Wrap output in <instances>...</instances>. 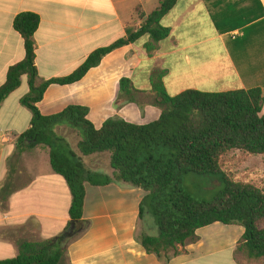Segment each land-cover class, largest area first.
Returning a JSON list of instances; mask_svg holds the SVG:
<instances>
[{
    "label": "crops",
    "instance_id": "obj_1",
    "mask_svg": "<svg viewBox=\"0 0 264 264\" xmlns=\"http://www.w3.org/2000/svg\"><path fill=\"white\" fill-rule=\"evenodd\" d=\"M161 1L0 0V87L9 67L25 56L22 36L13 26L17 14L29 11L41 17L35 33L36 65L40 78L49 80L74 72L94 50L123 37L129 25L140 26L143 19L137 9L148 15ZM162 24L171 28V34L153 56L144 48L149 36L113 51L80 81L50 85L38 103L42 114L82 105L88 107V118L97 128L112 117L149 124L161 115L151 92L150 77L156 68L168 71L164 85L172 96L188 89L225 92L255 87L264 94V25H260L264 0H178ZM123 77L141 91L136 99L143 108L138 102L117 103ZM25 82L27 76L0 108V192L7 181L15 188L0 200V260L16 257L23 241L58 235L70 220L72 194L65 178L53 170L48 151L36 147L13 161L15 141L32 121V112L20 102L30 90ZM58 131L67 139V131L76 133L67 127ZM96 158L110 162L109 153H96L87 160ZM111 172L112 176V167ZM146 194L125 183H86L84 218L90 227L70 244L69 263L241 264L237 246L245 228L220 222L198 229V240L180 245L168 262L148 253L137 237L158 230L149 216L140 220Z\"/></svg>",
    "mask_w": 264,
    "mask_h": 264
},
{
    "label": "trees",
    "instance_id": "obj_2",
    "mask_svg": "<svg viewBox=\"0 0 264 264\" xmlns=\"http://www.w3.org/2000/svg\"><path fill=\"white\" fill-rule=\"evenodd\" d=\"M177 2L162 0L148 15L137 9L138 17L143 19L140 26L129 25L123 37L94 50L74 72L49 80L40 78L36 65L35 33L40 15L26 11L15 16L13 26L22 36L25 56L7 71V79L0 87V108L27 76L30 90L20 102L32 112V121L31 127L15 141L13 161L36 147L46 149L53 170L69 185L72 202L70 220L61 233L46 240L23 241L19 254L0 260V264H70V244L90 227V221L84 218L86 183L112 182L147 192L139 217L145 222L147 216H154L158 232H143L137 238L148 253L168 262L179 253L180 245L198 240V229L220 222L245 228L237 251L248 263L264 259V191L253 183L228 177L220 161L233 149L264 155V94L260 87L225 92L188 89L172 96L164 85L168 71L156 68L150 77L151 92L161 115L149 124L112 117L97 128L88 118L86 106L69 105L52 115L42 114L38 107L50 85L80 81L108 54L144 36L150 38L144 48L153 56L159 43L171 34L162 19ZM140 93L130 78L123 77L117 103L138 102L143 108L136 99ZM58 127L77 133V150ZM96 153L110 154L112 176L90 170L84 164L85 156ZM188 173L219 176L225 187L211 201L195 199L184 188L183 179ZM12 185V181H7L1 188V200L7 199Z\"/></svg>",
    "mask_w": 264,
    "mask_h": 264
},
{
    "label": "rangeland",
    "instance_id": "obj_3",
    "mask_svg": "<svg viewBox=\"0 0 264 264\" xmlns=\"http://www.w3.org/2000/svg\"><path fill=\"white\" fill-rule=\"evenodd\" d=\"M260 25H264V24H260ZM146 38L147 36L143 37V39ZM25 81L27 80L25 79ZM25 89H26V85L22 86L20 91H24ZM65 134L70 140L73 149L77 150L75 146L76 140L78 138L77 134L71 131L70 132L67 131ZM89 157H85V159L86 158L88 159ZM87 159L86 161L83 160V162L90 170H93L92 168H97V170L95 171L100 172L103 175H109V176L112 173L110 162L108 161L107 158L105 160H103V158L101 159L96 158L93 161H88ZM97 159L99 161H97ZM220 161L222 168L226 172L228 177H230L234 181L253 183L264 191V155H255L233 149L225 153L221 157ZM183 180H184L183 184L185 190L195 199L198 200L211 201L225 187V183L223 182V180L219 176H215V175L188 173L184 176ZM13 190L15 191L14 186H12V192H14ZM149 217L153 221V226L157 227L158 230L156 218L154 216H149ZM235 225L241 226L240 224H235ZM238 260L242 264H264V259L259 261H254L253 263H248L240 252L238 253Z\"/></svg>",
    "mask_w": 264,
    "mask_h": 264
}]
</instances>
